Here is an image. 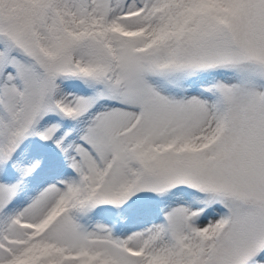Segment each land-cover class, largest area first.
<instances>
[{"label":"snow or ice","instance_id":"6c2138e0","mask_svg":"<svg viewBox=\"0 0 264 264\" xmlns=\"http://www.w3.org/2000/svg\"><path fill=\"white\" fill-rule=\"evenodd\" d=\"M0 264H264V0H0Z\"/></svg>","mask_w":264,"mask_h":264}]
</instances>
